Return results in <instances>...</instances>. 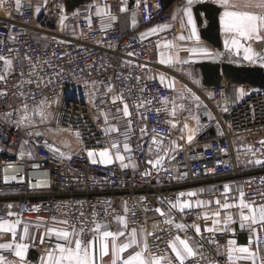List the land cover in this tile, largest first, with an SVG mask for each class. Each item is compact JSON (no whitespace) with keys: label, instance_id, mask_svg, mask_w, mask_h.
<instances>
[{"label":"built area","instance_id":"2783aa9c","mask_svg":"<svg viewBox=\"0 0 264 264\" xmlns=\"http://www.w3.org/2000/svg\"><path fill=\"white\" fill-rule=\"evenodd\" d=\"M66 1L0 0V223H16L6 259L19 243L52 247L55 238L32 235L56 219L87 245L98 225L123 215L125 235L145 232L144 258L168 264H180L176 240L194 242L183 264H226L231 239L263 241L264 221L237 230L214 223L244 205L264 209V90L225 80L204 87L194 65L160 68L153 54L177 28L140 31L169 24L164 0H134L132 9L130 0H91L103 15L65 19ZM124 11L134 27L121 24ZM158 73L195 95L201 108L191 119ZM232 85L245 92L234 104ZM92 151L113 161L93 162Z\"/></svg>","mask_w":264,"mask_h":264},{"label":"crops","instance_id":"0c3cea01","mask_svg":"<svg viewBox=\"0 0 264 264\" xmlns=\"http://www.w3.org/2000/svg\"><path fill=\"white\" fill-rule=\"evenodd\" d=\"M169 16L170 22L168 25L157 29L155 31L141 30L140 34L143 36H150L159 34L169 30L171 27H176L178 33L176 37L167 41L161 42L153 54V61L163 70H169L174 72H181L182 67L185 65H196L198 63H212L217 56V49H215L208 42L200 37V30L207 25V21L202 18V26H199L194 14V7L201 3H210L220 8L218 18V31L220 35V41L222 46L223 57L221 62L226 64H232L236 66H248L252 67L255 65L256 60L264 52V28L258 30L251 37L241 36L236 32H230L226 29L225 24L222 20L225 11H238V12H249L252 14H261V10L255 7H244L245 0H230L231 3L239 5L236 8H226L222 4V0H193L191 5H188V0H164ZM185 10L191 16V23H189V16L185 14ZM78 15L96 14L98 16L103 15V11L94 9L91 3H85L75 10ZM121 24L124 28L135 26V16L132 11H124L121 19ZM249 56L250 59L245 57ZM158 79L169 86H173V78L168 79L165 75L158 73ZM176 81V80H175ZM199 81L201 82V75L199 72ZM236 90V87H232ZM238 101H232L234 104ZM119 157V158H118ZM101 158L104 162H111L113 158L108 155V158L104 160L101 156H97L98 160ZM118 160H121L120 155L117 156ZM242 211L236 213L234 217L229 218L227 221H221L219 218L215 219L214 228L216 229H228L237 230L240 228H250L252 225L263 222L260 218L259 211H251L247 207H241ZM247 216L249 219L245 220L242 217ZM5 225L12 224L14 230L16 223L9 222L3 223ZM125 218L120 216L115 219L111 226L100 225L99 231L95 229V249H96V260L95 264H112V240L108 238L107 241L103 239V232L109 231L112 233H123L118 236L116 243L124 244L134 241L131 246L125 250L122 254H119L116 264H121L122 259H127L130 255H135L137 252L141 253L143 259V252L146 247V235L142 230L134 231L130 235L124 234ZM58 231H67L65 225L61 219H56L48 224H37V230L32 235V241L34 243H40L44 237L55 238V244L42 250L38 253L36 260L29 258V251L32 250V245L19 243L17 245L25 246L24 259L21 260L15 255V250L12 254V260L8 261L6 255L8 254L9 248H0V264H49V254L59 255L57 245H65L66 241L59 238L56 233ZM12 233L8 231H0V245H11L12 244ZM70 239H79L77 232H69ZM135 233V236H133ZM264 235V231H263ZM180 240H176L175 243L177 248L182 250V245L179 243ZM107 242L109 245V253L106 256H101V247ZM192 250L194 249V242L192 240L185 241ZM231 242V243H230ZM74 247V244H73ZM240 248H247L248 252L239 251ZM222 255L227 256L226 264H264V239L263 241L257 240L256 234L253 233L250 237L238 236L229 241L226 248L221 251ZM189 256L185 255V258ZM148 262L153 260H159V264H168L165 259H145Z\"/></svg>","mask_w":264,"mask_h":264},{"label":"snow or ice","instance_id":"6c2138e0","mask_svg":"<svg viewBox=\"0 0 264 264\" xmlns=\"http://www.w3.org/2000/svg\"><path fill=\"white\" fill-rule=\"evenodd\" d=\"M17 2L19 3V0H17ZM192 2L193 0H188V5L190 6ZM222 4L226 8H236L239 6L235 3H231L230 0H222ZM244 7L258 8L261 10V14L257 15L249 12L225 11L224 17L226 19L222 20V22L225 24V27L228 31L236 32L241 36L251 37L254 33H257L259 29L264 28V0H245ZM185 14L189 16V23H191V16L187 10H185ZM152 31H155V29H153ZM245 58L250 59L251 57L246 56ZM4 62L6 64H10V61L5 60ZM127 114L128 112L127 109L125 108V115ZM113 147H116V145L114 144ZM125 148L127 149V145H125ZM92 155L93 154L89 152V156L91 157ZM100 156L102 158L107 159L108 153L101 152ZM189 195L192 194L189 193ZM244 206L247 207V205ZM224 207L228 208L229 205L225 204ZM157 211H159V209H157ZM252 211L255 212L254 209ZM259 211H260V218L264 220V209H260ZM242 219L247 220L249 219V217L244 216L242 217ZM0 231L13 232L14 234V226L12 224L5 225L3 223H0ZM97 231H99V225L97 226ZM197 231L199 232L198 228ZM56 235L59 238L64 239L66 241V244L57 245L59 255H53L52 253L49 254V264H95V260H96L95 242L85 245L80 239L72 240L69 238L70 233L68 231H58ZM102 235L105 241H107L108 238H111L113 242L112 255L114 259L112 264H116L119 254L125 252V250L128 249L132 243H134V241H130L129 243L118 245L116 243V240L118 236L123 235V233L114 234L109 231H104ZM133 236H135V233H133ZM179 243L180 245L183 246L182 250L180 248H177L175 243L170 244V247H172V250L175 253L177 260L180 261V264H183L185 255L189 257L192 256L193 250L184 240H180ZM11 247L12 245H8V244L0 245V248H11ZM239 251L248 252V249L240 248ZM24 252H25V246L23 245L15 246V255L21 260L24 259ZM108 253H109V245L107 242H105L101 247V256H106L108 255ZM121 264H159V260H153L151 262H148L142 258L140 252H137L135 255H130L127 259H122Z\"/></svg>","mask_w":264,"mask_h":264},{"label":"water","instance_id":"95a60500","mask_svg":"<svg viewBox=\"0 0 264 264\" xmlns=\"http://www.w3.org/2000/svg\"><path fill=\"white\" fill-rule=\"evenodd\" d=\"M91 0H67L63 9V17L68 18L69 14ZM134 0H130L129 8L134 7ZM220 8L210 3L197 4L194 7V14L199 26H202V18L207 21V25L200 30V37L217 49V56L212 63H198L195 67L201 75V84L204 87H216L222 80L234 85H248L251 88L264 90V52L256 60L255 65L236 66L222 63V46L218 31V14ZM203 121L206 120V113L200 112ZM38 253L34 250L29 251V258L36 260Z\"/></svg>","mask_w":264,"mask_h":264},{"label":"rangeland","instance_id":"374dc122","mask_svg":"<svg viewBox=\"0 0 264 264\" xmlns=\"http://www.w3.org/2000/svg\"><path fill=\"white\" fill-rule=\"evenodd\" d=\"M166 76V75H165ZM168 79L169 76H167ZM173 86H172V89L174 90V93L176 95V98L179 99L181 102H183V104L185 105V109L183 111V115L186 116V117H190V119L192 118V116H194L195 112L197 109L201 108V104L200 102L196 99L195 95L186 89L185 86L183 85H180L177 81L173 80ZM241 93L240 95H238L236 93V90L234 88L231 89L230 91V99L232 101H236L237 99H240L241 96H243V94H245V92L240 89ZM193 137L192 135H187L186 136V140H190L189 138ZM58 138L60 140L62 139H67L69 140L70 142L73 143V145L75 146V141H73L72 139H70L69 137L67 136H64V135H58ZM183 139H176V142H175V145L176 147L178 146L179 142H181ZM93 155L89 158L91 161H97L96 157L99 156L96 152H91ZM104 160H106L104 158Z\"/></svg>","mask_w":264,"mask_h":264},{"label":"trees","instance_id":"16d2710c","mask_svg":"<svg viewBox=\"0 0 264 264\" xmlns=\"http://www.w3.org/2000/svg\"><path fill=\"white\" fill-rule=\"evenodd\" d=\"M232 87H234V86L232 85Z\"/></svg>","mask_w":264,"mask_h":264}]
</instances>
